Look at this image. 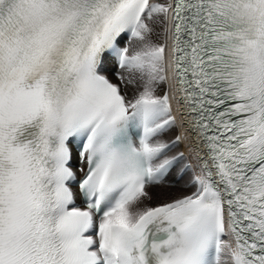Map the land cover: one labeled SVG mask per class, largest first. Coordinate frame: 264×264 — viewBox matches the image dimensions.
<instances>
[{
	"label": "snow or ice",
	"instance_id": "1",
	"mask_svg": "<svg viewBox=\"0 0 264 264\" xmlns=\"http://www.w3.org/2000/svg\"><path fill=\"white\" fill-rule=\"evenodd\" d=\"M0 264H264V0H0Z\"/></svg>",
	"mask_w": 264,
	"mask_h": 264
}]
</instances>
